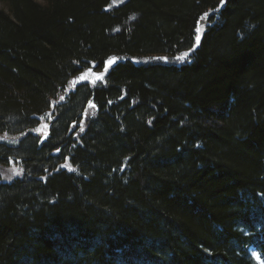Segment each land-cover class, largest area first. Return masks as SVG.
<instances>
[{
    "label": "trees",
    "instance_id": "trees-1",
    "mask_svg": "<svg viewBox=\"0 0 264 264\" xmlns=\"http://www.w3.org/2000/svg\"><path fill=\"white\" fill-rule=\"evenodd\" d=\"M0 2V264H264V0Z\"/></svg>",
    "mask_w": 264,
    "mask_h": 264
},
{
    "label": "rangeland",
    "instance_id": "rangeland-1",
    "mask_svg": "<svg viewBox=\"0 0 264 264\" xmlns=\"http://www.w3.org/2000/svg\"><path fill=\"white\" fill-rule=\"evenodd\" d=\"M39 2H43V0H37ZM0 8L2 10H4L5 12H8V9L6 7V5L3 2H0ZM151 58H142V59H134L131 60L133 63H146L148 61H150ZM119 61H123V59H118L116 57H110L107 60L104 61L103 64L98 65L96 63H92L90 64V66H88L86 69H84L83 71L79 72L77 75H75L74 77L71 78L70 80V84L68 86V88L66 89V92H73L75 87L79 84H84V83H88L94 86H101L104 85L106 82V75L109 72V70L111 69V67L113 65H115L117 62ZM55 103L52 104V106H54ZM59 107V106H58ZM91 107H94V104L92 101L88 102V109ZM53 108V107H51ZM52 111V109L49 110V113L47 114L46 120H50V112ZM88 112V114H92V112L86 111L84 114L86 115ZM41 119V123H39V125L32 129V133L37 137L40 138L41 135L45 134L47 127H50V124H48L49 122ZM70 130H72L73 128L70 127ZM50 128H49V133L50 134ZM47 139V138H46Z\"/></svg>",
    "mask_w": 264,
    "mask_h": 264
},
{
    "label": "water",
    "instance_id": "water-1",
    "mask_svg": "<svg viewBox=\"0 0 264 264\" xmlns=\"http://www.w3.org/2000/svg\"><path fill=\"white\" fill-rule=\"evenodd\" d=\"M198 28L200 29V40H201L202 35H203L204 31H205V23L203 21H200ZM200 40H199V42H200ZM198 45H199V43H197V40H195V48H197ZM47 133H48V131H46V133L41 136V141L42 142L45 141Z\"/></svg>",
    "mask_w": 264,
    "mask_h": 264
},
{
    "label": "snow or ice",
    "instance_id": "snow-or-ice-1",
    "mask_svg": "<svg viewBox=\"0 0 264 264\" xmlns=\"http://www.w3.org/2000/svg\"><path fill=\"white\" fill-rule=\"evenodd\" d=\"M197 43H199L200 40V29H197V36H196ZM188 56V53H184L182 56L177 57L176 59L179 61H184ZM163 59V58H162Z\"/></svg>",
    "mask_w": 264,
    "mask_h": 264
}]
</instances>
